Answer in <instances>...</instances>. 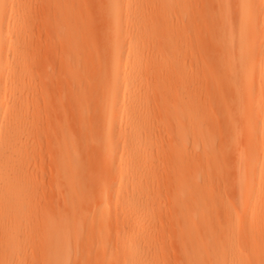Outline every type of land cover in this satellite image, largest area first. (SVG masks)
Instances as JSON below:
<instances>
[{"label": "bare ground", "instance_id": "obj_1", "mask_svg": "<svg viewBox=\"0 0 264 264\" xmlns=\"http://www.w3.org/2000/svg\"><path fill=\"white\" fill-rule=\"evenodd\" d=\"M192 3L0 0V264H264V1Z\"/></svg>", "mask_w": 264, "mask_h": 264}, {"label": "rangeland", "instance_id": "obj_2", "mask_svg": "<svg viewBox=\"0 0 264 264\" xmlns=\"http://www.w3.org/2000/svg\"><path fill=\"white\" fill-rule=\"evenodd\" d=\"M22 1H27V9H28L27 12L30 13V14L31 13L35 14V13H38L41 4L44 1H48V0H22ZM85 1H87V0H85ZM88 1H90V0H88ZM204 1H207V0H193V3H192L193 9H192V12H190L191 13L190 17H195V18L199 19L200 17L203 16L204 9H205ZM261 1H264V0H261ZM189 20H190V18L182 20L183 21V25H185L187 28L190 26V21ZM96 22L94 20L93 23L97 24ZM35 31L38 32L37 31V26L35 27ZM187 34L190 37V39L193 37V33L191 31L188 30ZM180 53H181V56H180L179 60H180L181 63L186 65V71H188V74L181 75V80L178 82L179 84H181V81H182L181 88L184 91L185 88L188 86V81H189V79L191 77V73H194L195 69H194L193 65H190V63H191V57L189 56L190 55V50H186V48H182ZM258 87H259V85L255 84L253 87L247 89V93L255 96L257 94ZM218 93H224V91L219 90ZM263 104H264V101L260 103V105H263ZM207 105L210 108H212V109H217V102H215V101L208 102ZM215 119H218V120L221 119L220 114L217 115ZM253 128H254V117L253 116L252 117H247L246 125L243 128L244 139H242V142H243L242 144H249L250 143L252 136H250L249 132L253 131L252 130ZM254 129L256 130L257 135L261 136V134L263 132L261 127L254 128ZM256 132L254 131V134ZM220 144H221V139H220V137H218V138H216V146L217 145L219 146ZM44 149H45V147H44ZM46 157H48V156H46ZM47 162H48V164H47ZM44 164H45L44 165V167H45L44 169L30 170V173H32V179H35L38 182H42L43 181V183L46 185L45 189H42V190L39 189L38 192L35 193V196H33L35 204H36V212H37L36 214L38 216L42 213L41 212L42 211L41 208H44V205L47 206L51 202V198H52L51 197V193L49 191V185H50L49 181L51 180L50 179L51 178V174H50V171H49L50 165H49L48 158L46 159ZM167 178H168L167 175H164L160 179L166 180ZM199 182L201 183L200 180H199ZM198 205L196 207V209H197L196 211L200 210ZM116 210L117 209H112L111 211L114 213V212H116ZM34 219H35V217H34ZM207 225H212L213 226V225H216V224L214 222H210ZM114 230H115L114 227L108 228V229H105V230L100 228V229H96V233L99 232V234L101 236V241H104V240L107 241V240H109L111 238H112V240H114V237H113ZM252 231L255 234L257 232V229L252 228L251 232ZM86 233H85V235H86ZM31 235L32 236H36L37 232L35 233V231H32ZM146 235H148V236H150L152 238L151 242L158 241L159 238H160L159 235L153 234V233H146ZM240 241H241V245L245 246L244 237H240ZM23 242H24V240L21 239V241H20V243L22 245L21 251H22V254H24V259L22 261V264H41V262H39V261L33 262V260L31 259L33 255H36L39 252L41 244H36L35 242H28V240H27L26 241V245L23 246ZM92 245H96V241H94ZM118 246H120V245H118ZM167 252H168V254H167V259L166 260L168 261V263L172 264L173 260H174V258H173L174 257V250L170 246V247H167ZM74 254H75V252L71 253V260H74ZM111 264H114V263H111Z\"/></svg>", "mask_w": 264, "mask_h": 264}]
</instances>
